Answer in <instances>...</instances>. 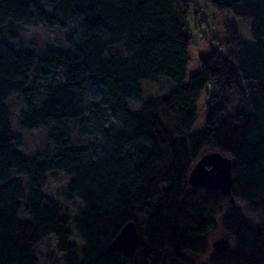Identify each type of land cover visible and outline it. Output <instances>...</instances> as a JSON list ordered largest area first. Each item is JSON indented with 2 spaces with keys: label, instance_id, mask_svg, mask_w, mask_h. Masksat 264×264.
<instances>
[{
  "label": "trees",
  "instance_id": "16d2710c",
  "mask_svg": "<svg viewBox=\"0 0 264 264\" xmlns=\"http://www.w3.org/2000/svg\"><path fill=\"white\" fill-rule=\"evenodd\" d=\"M206 1L248 22L252 40L228 22L225 53H202L184 83L192 0H0V264H39L36 247L50 236L65 264H264V221L252 226L237 203L264 211V0ZM37 25L67 31L68 50L17 47ZM162 77L173 90L132 113L141 81ZM204 91L205 128L195 132ZM14 95L21 127L45 128L53 154L20 150ZM71 122L95 140L75 144ZM206 150L233 159L230 195L190 185ZM54 172L72 176L68 199L83 203L73 221L81 249L71 217L45 194ZM129 222L140 233L133 257L110 248ZM220 230L225 251L210 243Z\"/></svg>",
  "mask_w": 264,
  "mask_h": 264
},
{
  "label": "rangeland",
  "instance_id": "374dc122",
  "mask_svg": "<svg viewBox=\"0 0 264 264\" xmlns=\"http://www.w3.org/2000/svg\"><path fill=\"white\" fill-rule=\"evenodd\" d=\"M228 22H234L237 24L240 30V35L245 42H250L252 40L249 23L237 17L233 10L218 11L206 0H192L187 20L188 28L192 34V40L188 49L189 64L187 77L184 83H187L190 76L201 70L199 56L202 53L209 52L212 48L225 53L226 50L223 45V40L226 37V32L224 28ZM20 45L34 51L39 56L43 55L44 51L48 48H54L65 52L68 50L67 31L49 29L45 25H37L19 34L17 47H20ZM170 84V79L167 77L160 78L156 83H152L148 80H142V102L130 103L131 112L135 114L141 106L151 98L169 94L173 90V86ZM207 100L208 95L207 92L204 91L198 102L199 117L194 127L195 132H199L205 128L204 111ZM7 105L11 112L13 134L14 136L21 138L22 143L19 147L20 150L29 158L33 157L37 153L42 155L53 154L54 145L53 142L49 140L48 133L45 128L26 130L21 127L19 123V116L25 109V106L18 96L14 95L9 98ZM70 132L75 144L89 143L95 140V138L91 136L78 135V123L76 122L70 123ZM209 152L212 151L206 150L203 155ZM71 180L72 176L63 172H54L49 174L45 187V194L47 197L59 201L64 207L66 213H68L71 217L72 222L68 226V230L71 233V241L81 249L84 246V243L75 231L73 221L83 211V203L78 198L72 200L68 199L67 187ZM237 203L241 210L243 219L249 224L257 227L260 225L262 220L264 221L263 210L255 213L250 211L249 204L247 202L238 201ZM22 217L26 218V215L22 213ZM142 219L143 218H140V221ZM141 226L143 230L144 224L142 223ZM220 238L230 239L227 234L220 230L210 237V243L213 244V242ZM57 245L55 237L50 236L36 247L39 264H65L62 259V254L58 251ZM196 259L197 264H205L208 262V260L204 257Z\"/></svg>",
  "mask_w": 264,
  "mask_h": 264
},
{
  "label": "water",
  "instance_id": "95a60500",
  "mask_svg": "<svg viewBox=\"0 0 264 264\" xmlns=\"http://www.w3.org/2000/svg\"><path fill=\"white\" fill-rule=\"evenodd\" d=\"M233 159L220 151H212L203 155L192 167L189 176V183L193 187L207 186L219 189L226 195L231 194L233 183L232 178ZM231 204L235 198L230 197ZM140 233L136 222L127 223L114 241L111 243V250L124 253L127 257H133L138 246ZM225 239H218L213 242L216 251L228 249Z\"/></svg>",
  "mask_w": 264,
  "mask_h": 264
},
{
  "label": "built area",
  "instance_id": "2783aa9c",
  "mask_svg": "<svg viewBox=\"0 0 264 264\" xmlns=\"http://www.w3.org/2000/svg\"><path fill=\"white\" fill-rule=\"evenodd\" d=\"M209 87H210V88L212 87L211 84H209Z\"/></svg>",
  "mask_w": 264,
  "mask_h": 264
}]
</instances>
